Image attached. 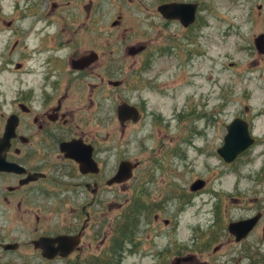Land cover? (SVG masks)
Masks as SVG:
<instances>
[{
	"label": "rangeland",
	"instance_id": "1",
	"mask_svg": "<svg viewBox=\"0 0 264 264\" xmlns=\"http://www.w3.org/2000/svg\"><path fill=\"white\" fill-rule=\"evenodd\" d=\"M168 2L198 7L195 29L183 32L179 22L165 24L164 32L177 34L181 45L170 46L165 55L155 47L164 24L156 7ZM27 3L50 18L95 17L96 32L124 34L149 46L145 58L152 74L158 73L156 89L134 94L145 100L147 116L141 126L126 130L121 149L129 160L140 161L126 179L128 198L148 210V221L154 211L159 215L160 236L154 241L162 260L129 254L131 241L145 229L140 224L139 231L135 225L128 233L129 256L122 264H172L182 250L196 262L175 264H264V55L253 42L264 33V0H0V69L7 59L23 63ZM15 76L3 77L7 97L16 88ZM235 118L249 124L255 143L225 163L217 150ZM198 180L204 187L191 191ZM143 181L151 183L144 196L135 189ZM258 214L254 229L235 241L229 223Z\"/></svg>",
	"mask_w": 264,
	"mask_h": 264
},
{
	"label": "flooded vegetation",
	"instance_id": "2",
	"mask_svg": "<svg viewBox=\"0 0 264 264\" xmlns=\"http://www.w3.org/2000/svg\"><path fill=\"white\" fill-rule=\"evenodd\" d=\"M160 5L164 24L155 47L166 55L181 45L177 34L164 32L178 21L165 19ZM38 11L27 3L23 63L7 59L0 69V264H122L129 254L162 260L154 241L159 215L154 211L148 221V210L129 202L128 180L116 177L122 162L140 165L121 147L126 130L147 116L145 100L134 94L156 89L158 73L145 58L149 46L96 32L95 17ZM10 75L18 76L17 85L7 97L1 85ZM142 183L135 189L144 196L151 183ZM140 224L145 229L128 254V233ZM172 260L196 262L184 250Z\"/></svg>",
	"mask_w": 264,
	"mask_h": 264
},
{
	"label": "water",
	"instance_id": "3",
	"mask_svg": "<svg viewBox=\"0 0 264 264\" xmlns=\"http://www.w3.org/2000/svg\"><path fill=\"white\" fill-rule=\"evenodd\" d=\"M196 9L197 4L169 3L161 5L158 8V11L165 19H176L181 23L182 26L187 27L194 22ZM253 42L257 53L264 55V33L256 36ZM122 116L123 113L120 109V117L123 118ZM253 143L254 139L249 133L248 124L241 118H235L226 127V135L223 138V144L217 152L225 163H231L237 158L238 155L246 151ZM134 168L135 165H132L130 162H122L116 177L120 179L119 181L129 179ZM203 186L204 182L202 180H198L193 183V185L190 187V190L193 192L198 191L202 189ZM259 217L260 214L250 219L231 222L228 225V230L235 236L236 241L244 239L255 227Z\"/></svg>",
	"mask_w": 264,
	"mask_h": 264
}]
</instances>
